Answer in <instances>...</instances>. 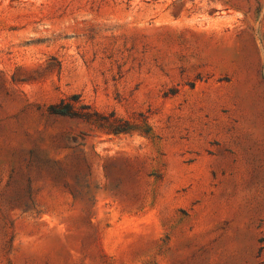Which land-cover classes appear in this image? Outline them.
I'll use <instances>...</instances> for the list:
<instances>
[{"label":"rangeland","instance_id":"rangeland-1","mask_svg":"<svg viewBox=\"0 0 264 264\" xmlns=\"http://www.w3.org/2000/svg\"><path fill=\"white\" fill-rule=\"evenodd\" d=\"M0 264H264V0H0Z\"/></svg>","mask_w":264,"mask_h":264},{"label":"trees","instance_id":"trees-1","mask_svg":"<svg viewBox=\"0 0 264 264\" xmlns=\"http://www.w3.org/2000/svg\"><path fill=\"white\" fill-rule=\"evenodd\" d=\"M46 113L51 117L79 120L97 126L112 135L129 133L133 130L129 121L118 119L113 113L103 114L94 110L90 105L84 104L79 95H72L48 105Z\"/></svg>","mask_w":264,"mask_h":264}]
</instances>
